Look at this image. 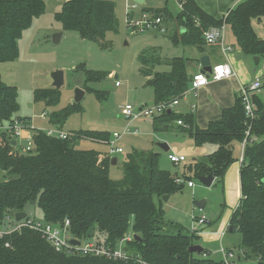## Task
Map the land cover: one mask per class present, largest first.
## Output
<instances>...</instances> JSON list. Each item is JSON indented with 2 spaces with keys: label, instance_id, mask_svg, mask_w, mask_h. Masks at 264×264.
<instances>
[{
  "label": "trees",
  "instance_id": "16d2710c",
  "mask_svg": "<svg viewBox=\"0 0 264 264\" xmlns=\"http://www.w3.org/2000/svg\"><path fill=\"white\" fill-rule=\"evenodd\" d=\"M178 1L182 2L178 13L167 4L158 9L143 8L179 23L183 29L180 35L174 36L175 44L203 49L204 31L225 22L244 53L264 58V39L257 36L252 26L254 18L264 16V0H244L221 19L203 10L196 0ZM45 10V0H0V64L19 57V40L34 18ZM55 19L64 30L76 31L82 38L96 42H101L109 31L117 32L119 24L114 0H64ZM187 65V58L175 57L170 62V71L152 73L150 69H143L150 76L147 83L153 87L155 103L184 96L193 79ZM81 68L86 74V89L92 90L99 100L107 99L109 91L92 87L90 83L104 81L108 72L87 69L83 65ZM60 96L61 91L56 87L34 91L35 100L43 101L46 106L57 105ZM255 101L256 117L252 120L246 116L239 96L233 106L223 109L220 119L211 121L205 129L196 127L190 115L184 117L174 110L155 117L153 124L156 131L165 130L171 122L183 118L182 126L197 146L217 145L214 152L189 164L187 170L195 177L213 175L221 180L228 166L236 160L233 143L244 140L250 121V133L258 140L245 147L242 196L229 226L240 233L241 248L247 249L246 255L253 254L258 258L257 264H264V102L258 97ZM19 108L17 86L6 85L0 72V120L23 119L29 123V118L16 116ZM78 111H81L79 102L69 104L50 112L49 121L63 128L67 119ZM70 132L72 137L63 139L32 128L34 147L25 153L12 144L17 140L14 134L0 133V170L9 174L0 182V225L7 216L25 211L27 203L37 202L46 221L61 224L69 218L72 234L81 239L89 237L88 231L93 227L94 233L115 244L132 229L138 237L128 249H133L135 258L121 261L66 254L57 251L40 233L24 228L0 238V264H144L137 258L145 264H222L210 258L207 249L189 251L197 235L182 228L175 230L177 224L164 217L162 197L181 192L185 181L192 179L191 175L177 182L176 176L160 166L159 153L135 150L124 164L125 176L113 180L109 175L110 155L76 147L80 139L106 142L112 134L99 130Z\"/></svg>",
  "mask_w": 264,
  "mask_h": 264
},
{
  "label": "rangeland",
  "instance_id": "374dc122",
  "mask_svg": "<svg viewBox=\"0 0 264 264\" xmlns=\"http://www.w3.org/2000/svg\"><path fill=\"white\" fill-rule=\"evenodd\" d=\"M114 1L119 22L118 30L117 32H107L101 42H96L82 38L76 31L64 30L61 23L55 19V14L61 9L64 0H45V13L34 18L32 25L25 30L19 41V59L0 64L2 81L6 85H14L18 88L20 108L17 114L29 118L31 128L42 130L52 128L54 125L49 121L50 112L76 103L75 91L77 88H82L85 90V95L79 102L81 111L73 113L67 119L64 128L68 131L99 130L111 134L121 132L129 121L121 113L123 106L128 103L136 107L155 103L153 87L147 83L150 76L143 72V69H150L152 73L170 71L171 60L175 57H183L189 58L188 74L191 76L195 70L192 60L200 58L202 52H209L210 48L214 49L218 46L217 44L204 45L203 49H200L197 46L175 44L174 36L180 35V26L175 19L166 21L168 30L165 33L134 31L128 27L126 20L127 6L134 0ZM196 2L216 19L223 18V10L233 4L231 3L233 0H196ZM166 4L174 13L180 11L177 0L147 1L141 4L139 9L143 10L145 7L158 9ZM55 35L60 36L59 42L54 41ZM229 41L230 34L228 32L227 42ZM82 65L87 69L108 72L104 81L90 83L92 87L109 91L110 96L107 99L99 100L92 90L86 89V74L85 70L81 68ZM249 65L254 67L252 62H249ZM57 70L64 71L60 101L57 105L46 106L43 101L35 100L34 91L53 87V73ZM116 81H120L121 85H116ZM258 91H254V94ZM228 96L227 91L217 84H212L208 88L198 91V96L194 95L193 91H189L186 98L183 96L185 99L182 98L181 105L175 107L174 110L176 112L178 109L184 111L186 110L184 106H187L188 101L192 100L195 103L198 100V123H196L200 128L205 129L208 127L209 120L220 119V108L224 106L228 108L225 102ZM43 112L46 113L45 117H42ZM6 122L0 120V132L4 131L1 129V125H5ZM129 124L131 131L137 130V132L126 133L116 141L115 146L122 147L123 152L111 153L110 144L98 143L86 138L78 140L76 147L95 149L104 155H110L111 158L116 157L117 163H111L109 168V175L113 180H119L125 176L124 164L128 160L129 154L135 150L158 152L160 166L163 169L169 170L173 175L178 172L181 178L191 175L195 187L189 189L186 185L182 192H176L169 203H165V207L163 203L166 213L164 217L168 222L177 224L175 230L182 228L188 231L192 219L187 208L193 207L196 200L205 198L209 200L205 212L217 222L230 213L232 208L223 203V193L219 181H215L211 186H206L190 171L184 169L186 165L194 163L195 159L202 160L204 151L201 146L195 144L188 132L181 131L178 123L173 121L167 130L159 131L153 130L152 118L136 119ZM19 140L21 144H25L24 139ZM165 142L170 151H165L160 146V143ZM208 146L211 147L208 143L203 145L205 149ZM169 152L177 155L184 154L186 161L176 165L168 159ZM8 177L7 171L0 170V182ZM155 200L158 201V198ZM25 212L37 218L43 217L37 202L27 203ZM89 238L103 240V236L99 233H94ZM223 240L235 251L236 257L238 255L241 257L240 259L236 258V264H257L258 258L253 254L248 257L241 248L238 231L228 232L227 237ZM197 241L204 244L201 239H197ZM206 247L208 248V246ZM128 250L132 251L133 249L130 247ZM214 257L216 259L218 256Z\"/></svg>",
  "mask_w": 264,
  "mask_h": 264
},
{
  "label": "built area",
  "instance_id": "2783aa9c",
  "mask_svg": "<svg viewBox=\"0 0 264 264\" xmlns=\"http://www.w3.org/2000/svg\"><path fill=\"white\" fill-rule=\"evenodd\" d=\"M144 1H155V0H144ZM178 1V0H177ZM180 9H182V2H179ZM141 3L134 0L132 4L127 6V25L134 31H155L158 33H165L168 30L167 22L165 17L160 14H156L154 11L150 10H140ZM196 24L200 25V21L196 20ZM225 34V23L218 26H211L204 31L203 36L207 44L222 43L224 41ZM224 51H231L232 47L224 46ZM236 72L228 63H220L213 66L211 72H198L193 76L188 91H193L197 95V90L201 87L210 83L211 80H220L226 77L235 76ZM120 81H116V85H120ZM263 87V82L259 78H255L251 83L244 84L240 89V97L245 108L246 116L249 120L256 117L257 103L253 98V91L258 90ZM186 91V93L188 92ZM185 93V94H186ZM179 104V99H173L169 101H161L154 103L152 105H142L136 107L130 103L122 107L121 113L129 120L128 124L121 132L112 133V137L106 143L111 145V153L123 152L122 147L115 146L116 141L122 138L126 133H135L131 131L130 122L140 118H154L157 117L169 109H174ZM46 113L42 114L45 117ZM179 124H183L182 120H178ZM248 129L246 131V136L242 143V151L240 154V161L244 159V150L248 143H252L258 140L256 136H253L250 132L251 123L249 121ZM34 128V127H33ZM26 129L31 130L30 122L23 119H15L6 126L5 131H8L16 136V138L26 139L25 144L21 146L22 152H29L34 147V141L32 135H24ZM47 135L58 137V138H70L72 133L66 131L58 126H53L52 128L43 129ZM169 159L175 163L179 164L184 161L186 157L184 155L169 154ZM177 182H183V177H176ZM189 186H194L193 181H188ZM192 229L196 230L198 226H206L210 224V219L205 214L195 215L192 214ZM71 222L69 218L61 224H54L46 221L43 217L37 218L32 215H27L20 219H15V214L7 216L5 222L0 225V238H4L17 231H22L24 228L32 229L41 234L57 251L64 252L70 255H93L99 257H105L115 260L128 261L135 258V254L128 250L129 244L135 239V232L129 229L115 244H111L103 240L94 239L91 240L87 238H78L74 236L70 230ZM225 232V231H224ZM73 239L79 240V244L72 242ZM10 243L7 242L6 246ZM220 252L222 254V264H236V253L231 249H227L221 246ZM138 261L145 264L142 259L137 258Z\"/></svg>",
  "mask_w": 264,
  "mask_h": 264
},
{
  "label": "crops",
  "instance_id": "0c3cea01",
  "mask_svg": "<svg viewBox=\"0 0 264 264\" xmlns=\"http://www.w3.org/2000/svg\"><path fill=\"white\" fill-rule=\"evenodd\" d=\"M135 1H137V2H139L141 4H144V3L147 2V1H144V0H135ZM243 1L244 0H233V2H231V3H233L232 6H230L229 8L227 6V8L225 10H223L224 12H223L222 15H224V17H225L231 9L235 8L238 4H240ZM252 26H253V29L255 30L257 36L260 37L261 39H264V16L259 17V18H254L252 20ZM182 29L183 28H180V30H182ZM228 32L230 34V41L229 42H227V33ZM156 33H158V32H156ZM225 36H226V41H225ZM215 44H217L218 46L214 47V49L210 48L209 52H202L203 53L202 56L207 55L209 57L212 67L215 66V65H218L220 63H228L232 67V69L236 72V75L232 76V77H226V78H223V79H220V80H211L209 84H207V85H205V86H203V87H201L200 89L197 90V95L196 94H194V95L198 96V91L200 92L201 90H204V89L208 88L212 84H217L223 90L228 92L229 96H228L227 101H225V102L227 103L226 104L227 107H231V106H233L235 104L237 97L240 96L241 86L244 85V84L251 83L255 78H259L263 82V87L258 89L259 91L255 90V91H258L256 94H254V91H253L252 95H253L254 100H255V97H258L262 102H264V64H262L264 62V58L259 56L260 60L256 64V62L254 60V56H251L249 54L244 53L242 51V49L238 46L235 35L233 34V32L230 29L229 25L226 24V23H225V34H224L223 44L220 43V42L215 43ZM205 45H211V44H207L206 43ZM223 45L226 46V47L227 46L232 47V50L231 51H224L223 50ZM200 58H195V59L192 60V62L195 64V70H194V72H193V74L191 76H194L196 73H198V72H200L202 70V65H201ZM17 59H19V57ZM187 59H188L187 68H189L190 61H189V58H187ZM249 62H252V65L254 66L253 68L250 67ZM258 66H260V69H258ZM190 84H191V82H190ZM190 84H189V88H190ZM189 88H188V90H189ZM185 93H184V97L187 94V93L186 94ZM184 97H182V98L185 99L186 97L185 98ZM182 98L179 99V104L176 107L181 105ZM143 105H148V104H143ZM198 106H199L198 100H196L195 103L191 100V101L187 102V106H184V107H186V110L183 111V110H179L178 109L177 112L174 109H172V110H174L178 115H183L184 117L187 116V115H190L191 118L193 119V124L196 127L200 128L197 125V123H198L197 122L198 121V118H197ZM223 108H226V106H224ZM223 108H220L221 109L220 110L221 113L223 111ZM16 116H20V115L17 114ZM154 118H152V127H153V130L156 131L154 129V124H153ZM179 120H183V118H181ZM211 121H213V120H209L208 123H210ZM175 122L178 123V120L175 121ZM8 124H9V121H7L5 123V125H1V129H3L5 131L6 126ZM183 124H184V122H183ZM183 124H179L178 123V125L181 127V131L185 132V130H184L185 127L182 126ZM187 125H189V124L187 123ZM63 129L66 130L64 127H63ZM66 131H68V130H66ZM1 132H3V131H1ZM136 132H137V130H135V133ZM29 134H31V130L26 129L25 132H24V135L28 136ZM19 139H24V138H17V140H16L17 141V143H16L17 148L21 149V146L23 144H21L19 142L20 141ZM24 140L26 142V139H24ZM92 141H95V142H98V143H104L103 141H98V140H92ZM19 146H20V148H19ZM167 146H168V144H167ZM210 146L211 147L208 146L207 149H205V147H203V145L201 146L203 151H204L203 152V158L207 154L212 153V152H214L217 149V145H215V144H210ZM232 147H233V152H234V156L236 157V160L228 166V168L226 169V171L224 173V176H223V178L221 180L215 177V179L213 181V183L215 181H219L220 182V188H221L222 193H223L222 194L223 195V203H225L226 205H229L232 208L230 213L227 216H225L223 219L219 220V222H217L216 220H213L205 212V210L207 208V205L209 203V200L207 198H205L206 199V205H205L204 209H200L199 207L196 206L195 202L198 201V200H196L194 202V206L193 207L191 206V207L187 208L190 211V216H192V214H195V215L205 214V215H207L209 217V219L211 221L209 225L198 226L196 230H193L192 229V225L193 224H192V221H191V225L188 228V230L191 231V232H194L197 235V239H199V240L201 239L202 242H204L205 245L203 243L198 242L197 239L195 241V244H199V245L203 246L204 249H207L208 250V252H207L208 256L210 258L214 259V260H217V261H221L222 260V254L220 252L221 246H224L227 249H231V247L227 246L224 243L223 239L225 237H227L228 232H233L234 231V230L230 229L231 227L229 226V222H230V219H231L230 217H231L232 212H233V207L236 208L238 206V204L240 202V199H241V196H242V183H241L242 162L240 161V154H241V151H242V143L241 142H234ZM168 150H169V148H168ZM168 150H165V151H168ZM169 154H171V152L168 153V159H169ZM173 154H176V153H173ZM178 155H184V154H178ZM199 159H197V160H199ZM197 160L195 159V161H197ZM117 161H118V159H117ZM117 161H116V163H117ZM184 161H186V159ZM184 161H182V162H184ZM176 165H179V164H176ZM187 166L188 165H186L184 167L185 170H187ZM174 176L180 177L178 172H176L174 174ZM185 176L183 177L184 180H185ZM188 181H193V179L185 181V186L187 185L189 187V189L194 188L195 187V183H194V186H189L188 185ZM185 186H184V189H185ZM174 194L169 195V198H168L167 201L163 200L164 207H165V203L166 202L169 203V201L172 199ZM240 244H241V235H240ZM206 246H208V248ZM214 256H218V257L215 259ZM237 257L239 259L241 258L239 255Z\"/></svg>",
  "mask_w": 264,
  "mask_h": 264
},
{
  "label": "water",
  "instance_id": "95a60500",
  "mask_svg": "<svg viewBox=\"0 0 264 264\" xmlns=\"http://www.w3.org/2000/svg\"><path fill=\"white\" fill-rule=\"evenodd\" d=\"M61 36V34H60ZM60 36L55 35L54 37V41L59 42L60 41ZM254 60L256 62V64L259 62L260 57L259 56H254ZM201 61V65H202V72L208 71L211 72L213 67L211 66L210 63V59L207 55H204L200 58ZM117 77V75H116ZM64 84V71L63 70H57L53 73V87H56L58 89H60ZM85 95V90H83L82 88H77L75 91V102H80L83 98V96ZM171 109L168 110V112H170ZM17 141L14 140L12 142L13 145H16ZM160 146L165 149L168 150V146L166 143H160ZM117 161L116 157H112L111 163L115 164ZM197 179L203 183L206 186H211L215 177L213 175H202V176H198ZM169 198V195H165L162 197V199L164 201H167ZM196 206L199 207L200 209H204L205 205H206V199H201L195 202ZM27 215V213L25 211H18L15 213V219L16 220H20L22 218H24ZM232 229V228H230ZM94 228L91 227L88 231V236L92 237L94 234ZM135 237L137 238L138 235H135ZM72 242H74L75 244H79V240L73 239ZM189 251L191 252H203L204 251V247L199 245V244H194L192 246L189 247ZM245 252H247V249H244Z\"/></svg>",
  "mask_w": 264,
  "mask_h": 264
}]
</instances>
